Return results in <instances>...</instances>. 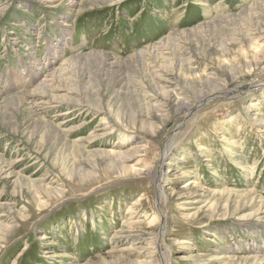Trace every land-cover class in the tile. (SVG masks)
Segmentation results:
<instances>
[{"label": "rangeland", "instance_id": "rangeland-1", "mask_svg": "<svg viewBox=\"0 0 264 264\" xmlns=\"http://www.w3.org/2000/svg\"><path fill=\"white\" fill-rule=\"evenodd\" d=\"M260 199L264 0H0V264H254Z\"/></svg>", "mask_w": 264, "mask_h": 264}, {"label": "bare ground", "instance_id": "bare-ground-1", "mask_svg": "<svg viewBox=\"0 0 264 264\" xmlns=\"http://www.w3.org/2000/svg\"><path fill=\"white\" fill-rule=\"evenodd\" d=\"M76 5H78V4H73V6H76ZM66 33V32H65ZM70 33V32H69ZM64 38H65V40H67V34L66 35H64L63 36ZM64 41V40H63ZM52 52V51H51ZM61 56V54L60 55H57L56 56V53L53 55V57H52V60H51V63L52 62H54L55 63V60H57L59 57ZM36 75V74H35ZM35 75H33V77L35 78ZM243 90H245V89H243ZM242 89H240L239 91H243ZM212 96V95H211ZM208 97V96H207ZM201 100V99H200ZM44 104V103H43ZM46 104V103H45ZM41 105V104H40ZM37 106H39L38 105V103H37ZM49 107H51V108H53V106L51 105V106H49ZM42 107H36V110L37 111H39L40 109H41ZM185 108V111H187V112H189L190 110H191V107L190 106H186V107H184ZM178 130V129H177ZM176 136H177V132H174V133H171L169 136H167V138L165 139V141H164V150L162 151V155H161V160H160V165H161V163L163 162V160L165 159V157L169 154V152H170V150H171V148H172V145H173V143H174V140H175V138H176ZM137 148H139V150L141 151V149H143V146H136ZM174 160H176V161H174ZM174 160H172V161H174V162H172L171 163V165H170V169H172L170 172L168 171L166 174L167 175H169V174H172L174 171H175V167L178 165V162L181 160V159H176V158H174ZM139 163V162H138ZM130 173L131 174H134V175H136V174H138V173H140V171H138L137 169H134V168H131L130 169ZM152 181L155 183V185H156V187H157V190H158V192H159V196H160V198H164V195L166 194V191H169V190H171L172 192H171V194H173V191H174V189L172 188V185L169 183V182H162V175L160 174V168H158L157 169V171H156V173H155V175H154V177H153V179H152ZM188 195L186 194V193H182L179 197L181 198V200H187V199H189L188 197H187ZM253 198V197H252ZM255 200V199H254ZM264 204V200L263 199H260L259 200V205L261 206V205H263ZM145 218V220H146V217H143V219ZM149 224H150V222H149ZM163 230V227L160 229V231H162ZM129 232H132V228H129L128 230H126L124 233H127V234H125L124 236H122V238L124 237V238H127V237H129L130 236V234H128ZM151 231L149 230V231H145V233H143V235H145V236H150V233ZM123 235V234H122ZM116 237H118V236H116ZM134 237H136V239L138 240L140 237L138 236V235H136V236H134ZM148 241H150V240H148ZM185 243V242H184ZM159 245V253H158V256L157 257H155L154 258V260H151V261H149V262H147L146 264H169V257H168V254H167V252H166V250H165V248L163 247V246H161V244H158ZM263 248H259L258 249V251L259 250H262ZM260 257H262V256H260ZM254 259V258H253ZM252 260V259H251ZM256 261H255V263H258V264H264V254H263V257L262 258H258V259H255ZM254 263V264H255Z\"/></svg>", "mask_w": 264, "mask_h": 264}]
</instances>
